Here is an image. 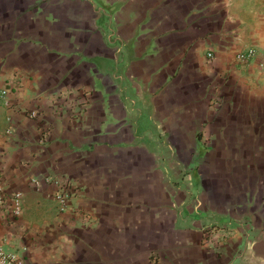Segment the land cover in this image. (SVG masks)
<instances>
[{
    "label": "crops",
    "instance_id": "crops-1",
    "mask_svg": "<svg viewBox=\"0 0 264 264\" xmlns=\"http://www.w3.org/2000/svg\"><path fill=\"white\" fill-rule=\"evenodd\" d=\"M263 42L264 0H0V251L264 264Z\"/></svg>",
    "mask_w": 264,
    "mask_h": 264
},
{
    "label": "built area",
    "instance_id": "built-area-1",
    "mask_svg": "<svg viewBox=\"0 0 264 264\" xmlns=\"http://www.w3.org/2000/svg\"><path fill=\"white\" fill-rule=\"evenodd\" d=\"M261 54L264 56V42L259 47H249L240 50L234 54V60L238 63L250 62L256 55ZM211 57V55H208ZM2 96H6V91L1 92ZM4 104L7 105V101L4 100ZM57 186V192L55 194V199L58 205V210L63 211L66 208L67 202L71 199L72 193L66 192V182L63 180H56L54 183ZM11 211L9 214L11 217H17L21 212L22 200L20 195L15 194L9 199ZM0 202H2L0 200ZM0 264H25L24 261L14 254L6 253L0 251Z\"/></svg>",
    "mask_w": 264,
    "mask_h": 264
}]
</instances>
